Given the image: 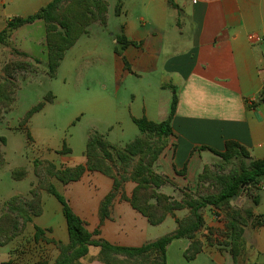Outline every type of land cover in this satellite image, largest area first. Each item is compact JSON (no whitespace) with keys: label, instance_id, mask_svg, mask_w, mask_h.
<instances>
[{"label":"crops","instance_id":"crops-1","mask_svg":"<svg viewBox=\"0 0 264 264\" xmlns=\"http://www.w3.org/2000/svg\"><path fill=\"white\" fill-rule=\"evenodd\" d=\"M53 1L0 0V32L10 20L32 16ZM107 1V24L89 27L65 53L55 77L67 62L69 82L85 94L83 102L93 116V129L77 152L69 146L66 153H61L64 146L45 160L57 169L86 165L88 140L94 132L112 146L123 148L142 135L135 119L161 123L169 118L175 95L173 135L154 165V170L169 181L160 193L181 200L184 194L194 192L204 167H212L220 158L212 151L224 152L230 141L240 144L252 159H263L264 43L251 42L249 36L264 37V0ZM37 30L44 32L39 40L44 47L45 25L41 20L12 33L15 46L32 57V51L21 47L22 34ZM121 36L129 42L127 47L118 42ZM253 96L260 102L250 107L246 101ZM37 113L27 122L28 129ZM126 133L134 134L133 139L122 140ZM27 178L29 174L16 180L21 183ZM33 181L30 179L28 189L16 190L9 198L30 194ZM52 184L86 229L90 233L99 231L95 240L117 247L139 248L155 242L175 232L177 220L190 213L188 209L176 211L174 217L168 216L154 226L119 194L109 217L101 223L100 208L113 190L112 178L86 172L79 181ZM135 187L128 181L122 192L130 198ZM259 194L258 205L245 191L231 205L264 218V183ZM50 196L42 191V214L30 224L34 229L41 228L45 238L36 240L35 229L31 244L44 261L53 264L60 254L55 242L68 244L69 234L62 207ZM225 215V211L207 208L205 226L196 235L202 252L188 261L184 254L192 241L174 240L167 247V264H264V224L257 226L251 219L244 227V246L236 262L230 252L231 239L226 235ZM173 249L176 253L172 255ZM43 250H50V254ZM99 255L100 248L92 246L82 263L104 264Z\"/></svg>","mask_w":264,"mask_h":264},{"label":"trees","instance_id":"trees-1","mask_svg":"<svg viewBox=\"0 0 264 264\" xmlns=\"http://www.w3.org/2000/svg\"><path fill=\"white\" fill-rule=\"evenodd\" d=\"M66 2L68 4L65 6ZM170 3H172L171 0ZM107 11L106 0H54L32 16L10 20L6 28L0 32V45L9 44L12 33L18 28L42 20L46 24L47 31L48 73L49 77L54 79L65 53L83 34L87 33L88 27L97 21L102 25L107 24ZM118 42L123 47L129 45L123 36L118 38ZM50 95V98L29 110L26 121L41 111L46 103L54 101V95L52 93ZM176 106L177 96L175 95L170 116L161 123H155L146 118L135 119L134 122L142 135L123 148L112 146L98 132L92 133L87 145L86 165L65 169L55 168L56 179L64 185L79 181L86 172H100L113 179V190L100 208L101 223L109 217L114 199L121 194L122 199L128 201L154 226L163 223L168 216L174 217L176 211L188 209L189 216L177 220L178 228L175 232L139 248L117 247L105 240H95L94 236L98 235L99 231L90 233L65 197L54 184L48 182L44 183L43 188L32 189L30 199L26 200L22 196H14L10 199L5 215L0 218V238L2 234L5 235L3 241L0 239V245L12 241L17 237L19 229L23 230L27 224L32 223L34 217L42 214L41 193L46 191L60 203L69 234L68 244L55 242L60 254L53 264H83L82 260L89 254L92 246L100 248L99 259L104 264H167V247L177 239L192 241L184 256L186 260L193 261L202 252V243L196 239V235L205 226L204 211L207 208L226 212V235L231 239L230 252L237 262L244 246V227L251 219H254L255 225H263L264 218L254 217L250 211L243 212L235 209L231 202L234 196L239 197L245 191L255 205L259 204V193L264 183V158L254 160L240 144L227 142L224 152H212L226 163L237 162L234 170L228 174L218 175L211 170V167L205 166L198 176L196 190L185 194L180 201L160 193L159 190L169 181L167 177L154 170V165L173 135L172 120ZM67 151L64 147L61 153ZM117 165H121V168L132 167V171L128 176H118ZM0 166L2 167L1 163ZM124 173L127 171L124 170ZM26 175L25 171L13 172V177L17 180L25 178ZM128 181L136 184L130 198L122 192L125 182ZM206 183L216 187V192L202 193L200 188ZM35 229V239L44 240L43 230L37 226Z\"/></svg>","mask_w":264,"mask_h":264},{"label":"rangeland","instance_id":"rangeland-1","mask_svg":"<svg viewBox=\"0 0 264 264\" xmlns=\"http://www.w3.org/2000/svg\"><path fill=\"white\" fill-rule=\"evenodd\" d=\"M106 2L108 4L107 0ZM67 4L68 2L65 6ZM95 23L101 24L97 21L90 27ZM44 25V47L39 44L44 34L42 30L34 31L27 36L22 34L21 47L32 51L33 57L21 52L20 47L15 46L12 41V36L9 44L0 45V163L2 164V167L0 166V218L6 213L11 199L9 196H12L16 190L28 189L30 179L34 180L33 189L43 188L44 183L48 182L59 183L55 177L56 166L54 167L45 158H50L64 146H70L77 152L84 145L82 140L85 141V136L93 129L91 127L93 116L87 113L83 102L86 99L85 94L78 92L75 85L69 82L67 62L58 78L52 80L49 77L47 31L46 24ZM27 32L28 29H25L24 33ZM51 93L55 96V100L52 103H46L44 109L30 121L28 129L26 127L27 113L38 103L50 98ZM113 135L118 134L113 133ZM133 137L134 134L126 133L122 134L121 139L128 142ZM236 166L237 162L226 163L219 158L214 162L211 170L218 175H224L230 173ZM14 170L25 171L30 178L20 183L12 175ZM124 170L127 173H124ZM116 171L119 173L118 176H128L132 167L121 168V165H117ZM196 188L197 185L194 191ZM200 190L202 193H214L217 189L206 183ZM22 197L27 200L31 198V195L26 194ZM50 197L59 205L54 197ZM165 231L168 232V228ZM34 232L33 225L29 223L23 230H18L19 235L17 234L12 241L5 245L1 244L0 264H48V261H44L31 244L34 240ZM0 239L3 241L5 235L2 234ZM44 253L49 255L50 250ZM171 253L175 254L176 249H173ZM12 255L16 257L13 259Z\"/></svg>","mask_w":264,"mask_h":264},{"label":"built area","instance_id":"built-area-1","mask_svg":"<svg viewBox=\"0 0 264 264\" xmlns=\"http://www.w3.org/2000/svg\"><path fill=\"white\" fill-rule=\"evenodd\" d=\"M249 40L251 42H255V43H264V37L257 36V35H251V36H249ZM246 102H247L248 106L254 107L260 101H259V98L257 96H253V97L248 98Z\"/></svg>","mask_w":264,"mask_h":264},{"label":"water","instance_id":"water-1","mask_svg":"<svg viewBox=\"0 0 264 264\" xmlns=\"http://www.w3.org/2000/svg\"><path fill=\"white\" fill-rule=\"evenodd\" d=\"M237 198H238L237 196H234V197H233V201H236V200H237Z\"/></svg>","mask_w":264,"mask_h":264}]
</instances>
